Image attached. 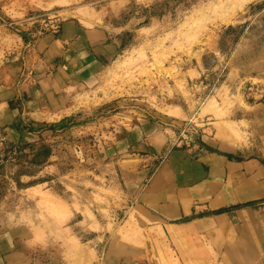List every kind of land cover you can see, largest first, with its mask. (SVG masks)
<instances>
[{
  "label": "rangeland",
  "instance_id": "1",
  "mask_svg": "<svg viewBox=\"0 0 264 264\" xmlns=\"http://www.w3.org/2000/svg\"><path fill=\"white\" fill-rule=\"evenodd\" d=\"M21 2L0 0L1 59L9 34L25 52L67 18L106 27L119 51L49 120L22 119L41 131L33 140L0 133V226L34 235L33 264L174 263L140 186L161 146L249 142L264 99V0H57L24 15Z\"/></svg>",
  "mask_w": 264,
  "mask_h": 264
},
{
  "label": "crops",
  "instance_id": "2",
  "mask_svg": "<svg viewBox=\"0 0 264 264\" xmlns=\"http://www.w3.org/2000/svg\"><path fill=\"white\" fill-rule=\"evenodd\" d=\"M20 1L15 12L24 15L57 0ZM9 38L0 57V133L11 141L33 140L41 131L26 129L22 119L27 115L36 125L49 120L70 103L69 92L78 82L119 51L106 27L75 18L62 22L57 38L41 34L25 52L22 36ZM25 67L34 68L35 84L22 81ZM249 117L247 143L153 151L159 160L144 177L137 201L161 225L160 237L176 260L171 264H264V99ZM136 139L127 145L140 146ZM33 238L0 226V264H33Z\"/></svg>",
  "mask_w": 264,
  "mask_h": 264
},
{
  "label": "bare ground",
  "instance_id": "3",
  "mask_svg": "<svg viewBox=\"0 0 264 264\" xmlns=\"http://www.w3.org/2000/svg\"><path fill=\"white\" fill-rule=\"evenodd\" d=\"M232 123V122H231ZM232 127V126H231ZM237 127V126H236ZM238 129H239V127H238ZM246 130V129H245ZM237 132V131H236ZM238 132H240L239 130H238ZM241 132H242V130H241ZM244 134V133H243ZM158 226H160V225H158ZM160 228V227H159ZM161 229H162V227H161ZM163 230V229H162ZM161 231V230H160Z\"/></svg>",
  "mask_w": 264,
  "mask_h": 264
},
{
  "label": "built area",
  "instance_id": "4",
  "mask_svg": "<svg viewBox=\"0 0 264 264\" xmlns=\"http://www.w3.org/2000/svg\"><path fill=\"white\" fill-rule=\"evenodd\" d=\"M54 25H56V24H54Z\"/></svg>",
  "mask_w": 264,
  "mask_h": 264
}]
</instances>
